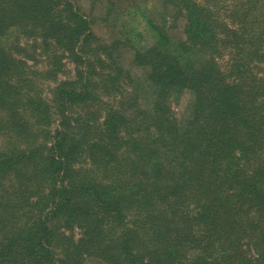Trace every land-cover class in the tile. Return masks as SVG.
Masks as SVG:
<instances>
[{"label": "trees", "instance_id": "trees-1", "mask_svg": "<svg viewBox=\"0 0 264 264\" xmlns=\"http://www.w3.org/2000/svg\"><path fill=\"white\" fill-rule=\"evenodd\" d=\"M203 1L161 0L184 18L179 40L146 17L157 39L135 51L151 69L154 98L142 104L132 81L133 100L123 90L103 100L109 91L90 78L84 50L91 22L70 2L0 0V264H81L84 254L110 264H264V0H236L227 23ZM40 46L51 64L60 50L80 65L57 87L61 125L39 141L46 131L34 125L51 116L35 92L47 69L28 49ZM224 48L234 52L220 65ZM184 90L191 98L176 117L170 100ZM73 105L88 111L72 114ZM75 227L76 240L63 229Z\"/></svg>", "mask_w": 264, "mask_h": 264}, {"label": "rangeland", "instance_id": "rangeland-1", "mask_svg": "<svg viewBox=\"0 0 264 264\" xmlns=\"http://www.w3.org/2000/svg\"><path fill=\"white\" fill-rule=\"evenodd\" d=\"M66 1L76 7L91 22V41L84 47V50L88 51L85 52L86 56L90 58L93 63H95V65H93V67H95L93 72L94 74L90 75V78L101 79L104 87L107 88L109 92L113 91L114 93L110 97H108L109 92L105 94L102 93L103 100L111 101V99H114V101H120L122 90L124 91L122 94V100L124 103H127V98H131L133 100L132 96L127 94L125 91V86H129V81H132L133 85H138V87L144 91L146 97L142 104L148 103L151 99H153V88L149 86V83L146 80L147 74L151 69L149 66L141 65L139 62H136L135 51L138 49H145L146 47L153 45L157 39L155 29H152L147 22V16L151 18L150 21L163 25L173 40L182 39L184 18L180 16L175 19L173 17V14L178 10V8L172 4H164L163 6L161 0ZM197 1L204 2L203 0ZM235 1L236 0H225L221 6L220 2L210 0V2L207 3L210 7L207 14L209 16L214 15L215 18H218L220 21L225 23L228 21L231 22L230 12L232 9H228L227 7H231ZM37 48L38 49H35V51L28 49V51H30L29 53L34 55L36 59L34 61L35 68L43 71H46L44 69H47V71L42 74L38 73L39 82L37 83V91L35 93L48 102L50 105L48 108V115L51 116L50 122H48L49 120H46V122H42L40 126L34 125V127L44 129L48 132V134L42 131L38 133V140L40 141L41 139L48 138L50 133L52 134V131L57 123L58 125H61V120H59L60 115L57 113L59 103H61L60 93L57 91V87L62 81L74 79L75 77L77 78L76 67L80 64L78 58L75 59V57L69 56L67 53H64L61 57L60 50L57 53L60 57V60L58 59V65L53 63L51 64L47 62L44 57L38 55V51H42L45 47L40 46ZM233 52V49H220L218 53L222 54V57H219V64H225L226 61H228V58L232 57ZM111 57L115 58V67H111V65L114 66ZM103 59L105 60V64L101 63ZM29 62L33 63L31 59ZM61 63L62 66H60ZM261 63L260 67L264 69V59ZM107 72L112 73L116 76V78L112 79L111 77L106 76ZM126 74H129L132 80L127 79ZM143 77L145 79H138ZM120 81L124 83V89L120 88L116 91L115 86L122 85ZM180 93L181 94L178 97L170 100L171 109L173 110V114L175 116H179L180 113L185 110L188 100L191 98V93L188 90H184ZM139 101H142V99H139ZM122 105L123 103L119 104L118 108H122ZM100 108L102 110L108 109V106L104 104L100 105ZM85 110L88 111L86 108ZM85 110L82 106L73 105L72 114L86 112ZM83 119L89 124H92L94 122L93 119H95L93 111L89 112V114H87ZM4 136L5 135L0 134L1 143L5 141L6 136ZM15 142L19 143L20 141L16 140ZM90 165L91 161L86 159L83 165L79 163L78 165H75V167L80 168L81 172H87L84 171L85 169L83 166H87V168H89ZM99 177L100 180H102V176L100 174ZM63 229H65L66 234H71L74 240L81 237V229L78 227H75L72 230L67 228ZM81 264L110 263L98 255L84 254Z\"/></svg>", "mask_w": 264, "mask_h": 264}]
</instances>
